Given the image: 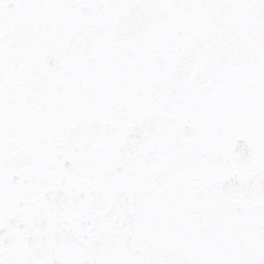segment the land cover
<instances>
[{"label":"snow or ice","instance_id":"obj_1","mask_svg":"<svg viewBox=\"0 0 264 264\" xmlns=\"http://www.w3.org/2000/svg\"><path fill=\"white\" fill-rule=\"evenodd\" d=\"M0 264H264V0H0Z\"/></svg>","mask_w":264,"mask_h":264}]
</instances>
